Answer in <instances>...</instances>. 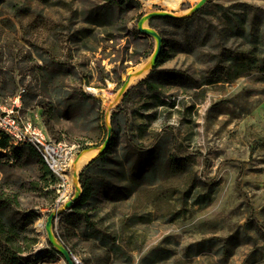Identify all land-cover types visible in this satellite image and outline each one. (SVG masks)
<instances>
[{
  "label": "rangeland",
  "instance_id": "rangeland-1",
  "mask_svg": "<svg viewBox=\"0 0 264 264\" xmlns=\"http://www.w3.org/2000/svg\"><path fill=\"white\" fill-rule=\"evenodd\" d=\"M105 1L0 0V112L15 100L18 114L66 148L67 158L82 146H100L106 136V107L82 93L87 87L116 92L126 70L155 46L137 31L147 12L139 0L102 10ZM196 1L183 0L177 10L153 3L149 10L179 12ZM237 2L264 8V0H208L198 20L215 22L217 4ZM94 22L99 26L91 28ZM153 28L182 43L169 24L154 20ZM82 29L88 35L80 48L72 41ZM162 49L167 56L154 72L169 73L150 79L162 85V94L146 92L142 80L149 72L130 83L125 101L110 111L111 160L104 177L93 178L85 209L97 238L76 217L72 223L58 216L54 232L78 264H264V75L254 68L207 84L204 75L214 63ZM193 82L200 85L191 88ZM56 93H67L73 104ZM5 169L0 176L18 185L23 209L35 215L31 227L39 241L24 260L66 264L48 246L43 224L75 187L54 172L60 179L55 196L31 188L40 174L32 160Z\"/></svg>",
  "mask_w": 264,
  "mask_h": 264
},
{
  "label": "trees",
  "instance_id": "trees-1",
  "mask_svg": "<svg viewBox=\"0 0 264 264\" xmlns=\"http://www.w3.org/2000/svg\"><path fill=\"white\" fill-rule=\"evenodd\" d=\"M38 1L50 2V0ZM123 1H105L102 5V10L121 5ZM11 5L12 7L17 6L13 1H11ZM201 11L199 9L192 15L181 18H153L149 21V25L153 27L154 20H160L169 24L174 30H179L177 34L182 38L180 45L185 46L182 47L184 49L178 47L180 46L179 41L175 39V36H170L157 30L163 38V45L168 46L170 50H185L190 54H196V58L200 62L214 63L215 67L210 69L209 75H204V83L233 81L254 68H257L258 72L264 75V8L245 2L231 3L229 5L217 4L215 13H213L215 22L209 19L204 24H201L198 20ZM97 26H99V23L94 22L91 28ZM89 30L91 29L89 28ZM84 31L85 29L80 30L79 34L82 37L78 36L77 32L75 33L72 44H76L80 48L85 46L88 34H85ZM64 48L69 50L71 45H64ZM166 56L167 52L162 49L155 67L150 71L149 76L142 80L147 93L162 94V85L150 79L153 75H156L158 79L167 76L169 71L156 74L154 72L160 60ZM171 73L176 74L177 72ZM169 81L173 84L175 83L173 77ZM199 85L200 83L193 82L190 87L195 88ZM12 86L16 87L13 83ZM127 94H124L122 102L125 101ZM55 96L68 100L64 103L65 105L73 104L69 101L73 97H70L67 93L63 95L56 93ZM82 96L83 99L94 100L90 94L83 92ZM41 103L42 101L36 103V105ZM159 104L165 105L166 102L159 101ZM113 116L114 114L112 115V120ZM0 135V149L10 152L9 155H0V174L6 173V165L21 164L23 161L32 160L37 165L40 174L37 177V181H32L33 185L31 188H45L47 192H52L55 196V185L60 179L54 175L35 147L30 143L12 144L5 133L0 131ZM110 144L111 139L106 151L91 159L80 171L78 177L81 187L80 198L69 210L63 211L59 215L62 222L69 220L74 223L72 221L74 217L79 220L82 219L87 228L94 230L88 235L89 237L94 236V238H97L94 233L97 234L98 230L93 228L94 223L85 209L92 204L93 178L104 177L106 162L111 160L109 158ZM83 148H86V146H82L81 149ZM17 186L9 177L0 176V264H28L24 260L23 255L30 252L39 241V235L31 227L35 215L32 211L26 213L23 209ZM47 244L53 251L57 252L48 242ZM64 245L66 246L65 243ZM67 249L71 252L68 247Z\"/></svg>",
  "mask_w": 264,
  "mask_h": 264
},
{
  "label": "water",
  "instance_id": "water-1",
  "mask_svg": "<svg viewBox=\"0 0 264 264\" xmlns=\"http://www.w3.org/2000/svg\"><path fill=\"white\" fill-rule=\"evenodd\" d=\"M208 0H197L191 7H189L186 10L179 11V12H172V11H167V10H149L145 12L141 17L138 19L136 23V28L137 31L145 36H150L154 39L155 46L154 49L151 53V55L143 62H140L134 66H131L126 70L124 79L118 88L116 92L112 91H107V96L105 99L106 103V111H105V117L107 119L106 121V136L103 142L101 143L100 146L98 147H86L80 150L76 155L73 156V162L76 164L79 160H81L83 153L85 151L91 150V149H96V154L91 158H95L102 153H104L109 145L110 139H111V134H112V127L108 123V118L110 117V111L111 109L116 106L118 101H120L124 94L127 92L128 87L130 86V80L136 76H139L143 74L144 72L147 71L149 73L154 67L157 62V59L160 56L162 47H163V38L162 36L158 33L156 29L153 27L149 26V21L153 18H165V17H170V18H181V17H187L195 13L197 10H199ZM105 89H100L97 88L98 94L101 95V91ZM87 92L88 94L94 96L95 98H98L97 96L93 95L90 90L87 87ZM99 99V98H98ZM90 159V160H91ZM89 160V161H90ZM88 161V162H89ZM87 162V163H88ZM86 163V164H87ZM85 164V165H86ZM84 165V166H85ZM83 166V167H84ZM82 167V169H83ZM81 169V170H82ZM80 170V171H81ZM80 173V172H79ZM79 173L76 175L77 181H76V186L73 195L65 200L61 206L57 207L55 210L49 212V214L46 216V220L43 224L44 227V233L47 239V242L55 248L57 253H59L66 264H78V261L75 259V257L71 254V252L67 249V247L58 239L54 232V222L56 218L66 210H69L80 198L81 195V187L78 182V177Z\"/></svg>",
  "mask_w": 264,
  "mask_h": 264
},
{
  "label": "built area",
  "instance_id": "built-area-1",
  "mask_svg": "<svg viewBox=\"0 0 264 264\" xmlns=\"http://www.w3.org/2000/svg\"><path fill=\"white\" fill-rule=\"evenodd\" d=\"M16 106L15 100H13L9 108L0 112V131L9 137L12 144H32L54 173L53 168L57 163L62 165L66 163V153L65 155L61 154L63 146L52 141L45 130L30 119L22 118L18 114Z\"/></svg>",
  "mask_w": 264,
  "mask_h": 264
},
{
  "label": "bare ground",
  "instance_id": "bare-ground-1",
  "mask_svg": "<svg viewBox=\"0 0 264 264\" xmlns=\"http://www.w3.org/2000/svg\"><path fill=\"white\" fill-rule=\"evenodd\" d=\"M139 1L143 5V7L147 11H149L150 6L153 3H160L163 6H165V8L167 10H177L179 4L183 0H139ZM146 73H147V71L144 72L143 74L139 75V76L132 78L130 80V83L134 82L138 77L144 76ZM88 89L90 90V92L93 95L100 98L102 100V103L106 107L105 99L107 96V91L102 90L101 95H100V94H98L97 88H88ZM66 151H67L66 148L65 149L62 148L61 154L65 155ZM96 151H97L96 149H91V150L85 151L83 153L81 160H79L76 164H74V162H73V157H69V158H67L65 165H62L61 163H57L56 167H54L53 170L57 175H59L60 177L65 179L68 182L69 186L75 187L76 186V178H77L76 175L81 170V168L96 154Z\"/></svg>",
  "mask_w": 264,
  "mask_h": 264
}]
</instances>
